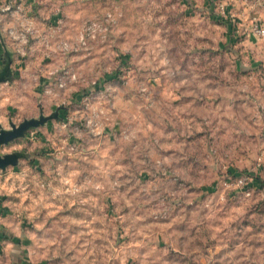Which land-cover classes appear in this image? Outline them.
<instances>
[{"label": "rangeland", "instance_id": "rangeland-1", "mask_svg": "<svg viewBox=\"0 0 264 264\" xmlns=\"http://www.w3.org/2000/svg\"><path fill=\"white\" fill-rule=\"evenodd\" d=\"M6 2L0 264H264V0Z\"/></svg>", "mask_w": 264, "mask_h": 264}, {"label": "water", "instance_id": "water-1", "mask_svg": "<svg viewBox=\"0 0 264 264\" xmlns=\"http://www.w3.org/2000/svg\"><path fill=\"white\" fill-rule=\"evenodd\" d=\"M2 32L0 31V39H2ZM4 43V42H3ZM5 65L0 71V83L6 82L13 77V69H12V55L13 53L10 50L5 48ZM55 115L45 116L41 115L39 118H29L25 119L20 124H16L13 121H10L11 128H4L2 124H0V146L4 144H8L9 142L19 138L24 137L27 131L33 127H39L44 125L50 119L55 118ZM20 157V153H9V154H0V168L5 169L9 165H16L18 163Z\"/></svg>", "mask_w": 264, "mask_h": 264}, {"label": "built area", "instance_id": "built-area-1", "mask_svg": "<svg viewBox=\"0 0 264 264\" xmlns=\"http://www.w3.org/2000/svg\"><path fill=\"white\" fill-rule=\"evenodd\" d=\"M24 6H25V0H8V2H6L4 6H2L1 10L4 13H7V12L22 13V11L24 10ZM2 23H3V18L0 17L1 27H2ZM256 23H257L255 26L257 27L256 29L261 30L258 27L259 23L257 21ZM3 31L20 42L27 41L28 32L25 30H17L15 27H8V28H3ZM17 51L19 53L24 52L23 48L21 47L18 48ZM58 80H59L58 83L60 86H64L66 84V82L64 81V77L60 76ZM247 175L251 177L250 181H247V179L245 178L240 179V183L243 184V186L245 185L246 187H248V185H250V183L253 181V177L249 174ZM239 177H241V175Z\"/></svg>", "mask_w": 264, "mask_h": 264}, {"label": "trees", "instance_id": "trees-1", "mask_svg": "<svg viewBox=\"0 0 264 264\" xmlns=\"http://www.w3.org/2000/svg\"><path fill=\"white\" fill-rule=\"evenodd\" d=\"M240 175H242V174H240ZM240 175L234 174L233 176L237 177V176H240ZM254 178H253V181L256 182V183H259L262 186V184L260 183V179L258 177H254Z\"/></svg>", "mask_w": 264, "mask_h": 264}, {"label": "crops", "instance_id": "crops-1", "mask_svg": "<svg viewBox=\"0 0 264 264\" xmlns=\"http://www.w3.org/2000/svg\"><path fill=\"white\" fill-rule=\"evenodd\" d=\"M32 60V59H31ZM34 61V63H38V61L37 60H33ZM32 63V62H31ZM44 69L43 70H47V69H45V67H43ZM46 72V71H45Z\"/></svg>", "mask_w": 264, "mask_h": 264}]
</instances>
